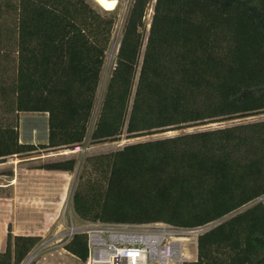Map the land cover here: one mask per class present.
I'll use <instances>...</instances> for the list:
<instances>
[{"label":"trees","instance_id":"16d2710c","mask_svg":"<svg viewBox=\"0 0 264 264\" xmlns=\"http://www.w3.org/2000/svg\"><path fill=\"white\" fill-rule=\"evenodd\" d=\"M119 3L125 0H118ZM129 0L120 47L93 127L115 14L89 0H0V164L8 158L264 115V0ZM48 115L46 144L20 142V115ZM76 159L39 169L74 173ZM264 120L129 144L88 157L76 216L165 223L200 236L187 264H264ZM42 242L8 227L0 264ZM64 249L88 259L87 237Z\"/></svg>","mask_w":264,"mask_h":264},{"label":"rangeland","instance_id":"374dc122","mask_svg":"<svg viewBox=\"0 0 264 264\" xmlns=\"http://www.w3.org/2000/svg\"><path fill=\"white\" fill-rule=\"evenodd\" d=\"M89 3L93 7L103 10L96 4L95 0H89ZM154 4L155 0L151 3L146 15V33L149 30L152 20ZM128 7L129 0H125L119 3L115 11L107 12L117 16V25L113 31L109 50L106 53L105 66L103 68L101 83L98 90L97 107L94 112V119L91 127L94 125L99 104L102 100L110 73L115 65ZM260 120H264V115L135 139H127V136L123 135L116 142L98 145H90L87 140L82 147L68 150L69 152L76 151L75 153L66 155H60L62 152L65 153L66 150H57L31 154L28 156L29 158L26 159H20L15 156L8 158L5 163L0 164V252L5 250L4 247H6L8 227L11 226L14 235L25 232H40L42 235V242L29 254L22 264L34 254H36V256L31 264H85L64 249L65 244H63V237L68 227L71 225L70 219H73L75 224L81 221L74 213L72 199L82 164L88 157L115 152L129 144ZM19 132L22 143H47L49 132L48 115L22 113L20 115ZM68 159L77 160L74 173L66 175L55 174L50 176L45 173H41L42 175L37 173L36 175L29 176V173L32 174L33 171L43 172L39 169L43 164ZM28 181L35 182L42 188L37 191L36 187H34L35 189L33 188L32 193L26 194L25 192L28 186H26V182ZM10 184H14L15 188L19 189L18 193L12 195L8 188ZM57 187L60 190V200H62L60 207L62 205V211L60 207L58 209V204L54 200L57 194ZM65 208H67L66 214L64 213ZM70 212H72V217H70Z\"/></svg>","mask_w":264,"mask_h":264},{"label":"built area","instance_id":"2783aa9c","mask_svg":"<svg viewBox=\"0 0 264 264\" xmlns=\"http://www.w3.org/2000/svg\"><path fill=\"white\" fill-rule=\"evenodd\" d=\"M263 201L264 196L250 205ZM70 221L63 244L76 235L86 236L88 259L85 264L191 263L197 260L200 236L222 222L187 228L165 223L106 224L81 220L75 224L73 219Z\"/></svg>","mask_w":264,"mask_h":264},{"label":"crops","instance_id":"0c3cea01","mask_svg":"<svg viewBox=\"0 0 264 264\" xmlns=\"http://www.w3.org/2000/svg\"><path fill=\"white\" fill-rule=\"evenodd\" d=\"M48 141V140H47ZM20 142H21V140H20ZM22 143V142H21ZM46 144V143H45ZM37 145V144H36ZM51 151H53V150H51ZM55 151V150H54ZM24 159H26V158H24ZM42 170V169H41ZM43 172H40V171H33L32 172V174H30L29 173V176L31 175H36L37 173H40V175H42L41 173H45L46 175H48V176H50V175H55V174H58V175H66V174H70V173H66V172H55V171H47V170H42ZM28 185V186H27ZM26 186H27V188H26V194L27 193H32L33 192V188L34 187H36V189H37V191H39V189L40 188H42V187H40L37 183H35V182H30V181H28V182H26ZM54 187V186H53ZM8 188H9V191L12 193V195L13 194H16V193H18V190L19 189H16L15 188V185L14 184H10L9 186H8ZM35 189V188H34ZM54 189V188H53ZM57 194L55 195V202L58 204V209H59V207H60V204H61V201L62 200H60V190H59V188L57 187ZM54 193V192H53ZM61 211H62V205H61ZM60 217H61V214H60ZM58 219H60V218H58ZM60 221V220H59ZM16 235H24V236H42L41 235V233L40 232H25V233H18V234H16ZM5 248V247H4ZM3 248V249H4ZM3 251V250H2Z\"/></svg>","mask_w":264,"mask_h":264},{"label":"bare ground","instance_id":"6f19581e","mask_svg":"<svg viewBox=\"0 0 264 264\" xmlns=\"http://www.w3.org/2000/svg\"><path fill=\"white\" fill-rule=\"evenodd\" d=\"M96 4H98L104 11L106 12H113L117 9L118 5H119V1L118 0H95ZM68 150H66V152H62V154L60 153V155H66V154H71V153H75L76 151L73 152H67ZM36 254L30 256L28 258V260L24 263V264H31L33 262V260L35 259Z\"/></svg>","mask_w":264,"mask_h":264},{"label":"water","instance_id":"95a60500","mask_svg":"<svg viewBox=\"0 0 264 264\" xmlns=\"http://www.w3.org/2000/svg\"><path fill=\"white\" fill-rule=\"evenodd\" d=\"M149 29H150V26H149ZM119 47H120V44H119V46H118V49H119ZM72 150H74V149H72Z\"/></svg>","mask_w":264,"mask_h":264}]
</instances>
